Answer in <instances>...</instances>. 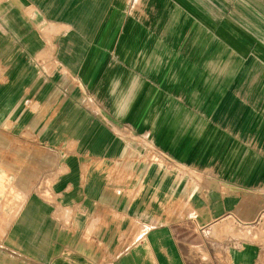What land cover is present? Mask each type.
Returning <instances> with one entry per match:
<instances>
[{
	"label": "crops",
	"instance_id": "crops-1",
	"mask_svg": "<svg viewBox=\"0 0 264 264\" xmlns=\"http://www.w3.org/2000/svg\"><path fill=\"white\" fill-rule=\"evenodd\" d=\"M0 264H264V0H0Z\"/></svg>",
	"mask_w": 264,
	"mask_h": 264
}]
</instances>
